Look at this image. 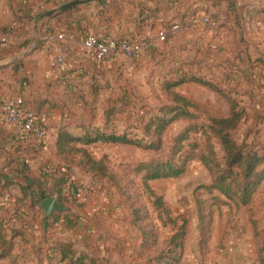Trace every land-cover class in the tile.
<instances>
[{"label":"rangeland","instance_id":"obj_1","mask_svg":"<svg viewBox=\"0 0 264 264\" xmlns=\"http://www.w3.org/2000/svg\"><path fill=\"white\" fill-rule=\"evenodd\" d=\"M60 2L44 1L35 20L26 23V30H18L12 41L16 45L31 42L36 26L44 23L52 27L50 22L55 23L69 10L49 18L42 16L50 8L58 9L67 3ZM156 2L102 0L80 8H92V13L82 21L79 43L93 32L142 44L143 51L135 58L118 53L102 63L105 68H95L93 74L81 76L71 71L68 94L64 96L61 90L52 100L47 99L55 105L49 109L58 112L56 120L50 122L47 149L27 150L16 137L5 138L6 148L0 151V219L7 226L8 236L18 237L14 249L21 256L25 254L21 263L34 264L31 257L43 246L48 247L45 240L71 242L79 252L99 258L102 264H136V260L144 263L167 249L166 242L178 233L184 217L188 228L180 264H264V178L245 206L210 190L213 176L194 157L204 143L202 131L191 132L183 153L175 157V162H180L182 155L192 157L183 176L149 181L147 188L145 173L136 172L143 163L172 160L175 140L186 129L209 125L211 118L227 116V96L235 98L248 113L242 126L233 132L234 138L263 153L264 0H234L235 11L241 7L249 9V21L224 22L220 31L203 19L212 18L218 23L228 7L226 1L160 0L162 7ZM207 7L209 14H200L202 18L194 20L192 13ZM173 24L179 26L175 35L168 42L161 41L159 33ZM63 58L67 64L69 58ZM26 63L33 66L35 60L28 59ZM182 77L188 82L175 90L197 105L191 110L194 117L173 121L161 136L158 149L106 143L87 146L94 158L106 161L110 176L103 180L84 171L78 158L76 164L68 165L55 156L52 138L57 137L62 123L78 136H83L88 128L92 137L96 129H102L108 134L136 136L144 144L157 141L154 128L146 129L147 125L152 117L164 114V106L171 104L165 97L166 81ZM11 78L12 70L0 74L1 81L10 86L9 93L18 94L9 97H20L28 104L24 94L28 84L18 88L9 82ZM194 79L210 83L221 92ZM22 81L28 82L30 77ZM113 107L114 114L110 112ZM6 133L13 135L8 130ZM213 143L222 158L220 144L215 139ZM17 158L28 163L34 179L26 191L23 187L29 185L12 174L9 166ZM15 167L14 163V170ZM38 193L55 197L69 212L54 213L46 219ZM156 197L162 199V209L158 208ZM168 215L178 220L176 226L166 222ZM237 237H252L253 257H230L235 250L232 239Z\"/></svg>","mask_w":264,"mask_h":264},{"label":"trees","instance_id":"obj_2","mask_svg":"<svg viewBox=\"0 0 264 264\" xmlns=\"http://www.w3.org/2000/svg\"><path fill=\"white\" fill-rule=\"evenodd\" d=\"M13 1V0H11ZM16 1V8L12 6L13 10V21L10 25H6L1 30V36L5 38H14L17 31L26 30V23H31L35 20V14L32 7L27 4L24 5L22 0ZM228 3V7L224 16L218 18V23L216 22V30L223 27V23H245L248 22L249 9L237 8L235 11L236 2L234 0H223ZM80 6L74 7L70 11H78ZM209 14L208 7L204 10L199 9L192 13L194 20H198L200 14ZM186 16V15H185ZM191 16V15H190ZM198 17V18H197ZM19 24V27H16ZM22 24V28H21ZM176 27L178 25H168L164 33V42H168L175 33ZM30 41L21 44V46H27ZM12 47L11 54L16 51L15 45L11 42L9 47ZM143 51V49H142ZM141 51V52H142ZM212 90H217L214 85L207 83L205 81H199ZM188 80L185 77L181 79H172L166 81L165 83V97L167 100L173 104L164 106L162 111H164L162 116L152 117L147 125L146 129L154 128V134L156 135L157 141L150 142L149 144H144L143 140L138 139L136 136L130 138L128 134L119 133H105L102 129H96L95 137L90 135L89 129L85 128L87 131L83 136H78L73 134V130L69 125L61 124L57 129V137L55 138L53 144V152L55 156L60 159L64 164L72 165L76 164L77 158L79 159V165L82 166L83 170L92 174L94 177H98L100 180L107 179L110 176L105 159L94 158L89 151L86 149L87 146L94 145L97 143L106 144H116V145H132L136 147L146 148V149H158L159 142H161V136L167 129V127L176 119H190L194 117L191 110H195L197 105L189 99L187 96L178 93L175 89L183 84L187 83ZM230 109L227 116L220 118H211L209 125L196 126L186 129L182 134H180L174 145L175 155L172 160L167 161H156L152 160L148 163H143L139 165L136 169L137 173H145L144 182L148 186L149 181L160 180V179H177L183 176L186 172V167L189 160L192 157H180V162H175V157L180 153H183L184 143L190 140L191 132L198 134L202 131L204 137V143L199 147L200 151L198 155H194L199 159L202 164L210 171L213 176V183L209 187L210 190L219 191L228 200L236 202L238 205H247L251 201L252 195L256 187L264 178V149L263 153L251 149L245 142L239 143L233 136V132L238 130L248 117V113L245 108L241 107L239 102L231 97H226ZM54 108V103L45 100L38 103L35 107V112L41 115L43 108ZM113 107L111 113L114 114ZM109 113V114H111ZM111 114V115H112ZM5 134V130L0 126V151L6 148L5 142L2 140V136ZM213 139L217 140L220 144L223 152V157L220 158L216 152ZM21 147L25 149H32L29 145H24L23 142H19ZM197 146V145H196ZM14 163L16 167L14 170ZM77 164V165H78ZM12 174L15 176H20L23 178V182L27 183L29 186L23 187L26 191L30 186L33 185L34 179L28 171V163L24 164L21 158L15 159L9 164ZM23 182L21 184H23ZM39 201L42 202L48 199L43 193L36 194ZM156 203L158 208L162 209L164 203L161 198L156 197ZM168 213V211H165ZM184 223L180 226L178 233L171 237L167 243V249L157 255L156 257L149 258L144 263L136 264H180L186 243V235L188 228V221L186 218ZM181 219V218H180ZM166 222L176 226L178 220H173L169 215L167 216ZM18 237H9L7 233V226L4 224L3 220L0 219V264H24L21 263L20 259H23L24 255L16 252L14 249L15 240ZM48 247L40 250L35 256L31 257L34 264H102V261L94 256H90L87 253L79 252L71 242H63L60 240H53L51 242H43ZM44 248V249H43ZM137 259L140 260L141 254H138ZM140 257V258H139ZM33 258L35 259L33 261ZM141 261V260H140ZM30 263V261H29Z\"/></svg>","mask_w":264,"mask_h":264},{"label":"crops","instance_id":"obj_3","mask_svg":"<svg viewBox=\"0 0 264 264\" xmlns=\"http://www.w3.org/2000/svg\"><path fill=\"white\" fill-rule=\"evenodd\" d=\"M44 1L48 0H22L24 5L27 4L29 7H32V9L34 10L33 14L35 15L39 10V6L44 4ZM50 1H61L60 3L62 4L74 0ZM16 3L17 2L14 0H0V36L2 35V28L6 25H10L13 21L12 6L16 8ZM155 4L160 5V7H162L160 0H158V2H156ZM84 7H87V5L80 6V8ZM54 9L56 8L52 7L49 10ZM91 13L92 8L81 9L79 11H70L65 15L58 17L57 20H55V23L50 22V24H53L52 27H50V25L47 26L44 23L40 24L39 26H36L33 29V39L27 46H21L20 44L16 45V43H14L11 38L10 42L12 45H15L16 48L14 54H11V46H0V74L3 72H11L12 70L13 78H11V81H9L11 82V84H16L14 86L18 88H21V86L24 87V85L28 84L25 88L24 94L26 96V100H29V107L35 109L38 103L47 99L52 100L51 97L53 95L55 96V93H57L58 91L61 92V90L65 93L63 95L66 96L70 89L68 83L70 81V78L72 77V70L74 74H80L81 76H84L86 74H93L95 72V68L101 69L106 67V65L102 66V64L96 63L92 59V57L87 54L86 50L84 49L82 39L80 43L78 41L79 35L82 34L84 29L82 21ZM198 21L199 20H197V22ZM59 36H63V39H59ZM49 49L50 53L47 52L49 51ZM58 56H65V58H69L68 63L65 64V68H63L62 70H54L52 68V61ZM32 58H34L35 63L33 64V66H28L26 60ZM108 67L111 68L112 66L109 65ZM26 76L30 77V81H22V78H25ZM9 87V85H5V82H2L0 79V108L1 105L7 99H11L9 97L10 94L18 95L16 92L9 93ZM56 111L50 110L48 107H45L41 112V115H43V117H45L46 119V126L49 131V134L51 130L50 122H54V120H56L57 118L58 112ZM0 126L5 130V134L2 136V140L4 142L5 138L7 137L11 138L9 140H12L14 137H16L19 141V137H17L18 130L16 128L4 124L1 118V114ZM6 130H8L9 134L12 133L13 135H8V133H6ZM54 141L55 137L52 138V142ZM232 240V242L234 243L233 249L235 250L231 253L230 257H243L250 259L254 256L255 250L252 249L253 246H251L252 237H237V239ZM240 242H243L244 244L239 245ZM241 249H244V255L242 254Z\"/></svg>","mask_w":264,"mask_h":264},{"label":"built area","instance_id":"obj_4","mask_svg":"<svg viewBox=\"0 0 264 264\" xmlns=\"http://www.w3.org/2000/svg\"><path fill=\"white\" fill-rule=\"evenodd\" d=\"M204 22L215 26L216 22L212 18L205 17ZM63 39V36H59ZM164 33H159V39L163 41ZM9 41L5 37H0V46L9 47ZM83 46L87 54L98 63L105 61L118 53H123L127 57L135 58L142 51V44H131L128 40L115 39L88 32L83 40ZM52 67L56 70L65 67L62 56L56 57L52 62ZM3 123L16 128L20 142L29 145L34 151L47 149L50 144V135L46 126V119L43 115H38L31 107L26 104L24 99L14 97L7 99L0 108Z\"/></svg>","mask_w":264,"mask_h":264},{"label":"water","instance_id":"obj_5","mask_svg":"<svg viewBox=\"0 0 264 264\" xmlns=\"http://www.w3.org/2000/svg\"><path fill=\"white\" fill-rule=\"evenodd\" d=\"M94 1H101V0H74V1L61 5L58 9L48 11L42 17L49 18L53 15L64 13L65 11L71 10L76 6L86 5ZM13 61H10V62H13ZM40 208L43 210L46 219L51 218L54 213L69 212V209L63 203H60L55 197H51V198L44 200L40 204Z\"/></svg>","mask_w":264,"mask_h":264}]
</instances>
